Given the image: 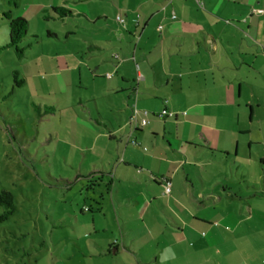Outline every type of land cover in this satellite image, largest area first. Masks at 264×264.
<instances>
[{"label": "crops", "instance_id": "1", "mask_svg": "<svg viewBox=\"0 0 264 264\" xmlns=\"http://www.w3.org/2000/svg\"><path fill=\"white\" fill-rule=\"evenodd\" d=\"M48 2L73 70L111 75L77 146L91 243L110 264H250L232 248L264 231V0Z\"/></svg>", "mask_w": 264, "mask_h": 264}, {"label": "rangeland", "instance_id": "2", "mask_svg": "<svg viewBox=\"0 0 264 264\" xmlns=\"http://www.w3.org/2000/svg\"><path fill=\"white\" fill-rule=\"evenodd\" d=\"M48 1L18 0L14 6L0 0V191L7 189L16 199V212L0 221V264H110L112 258L91 243L100 245V237L89 234L88 220L80 213L88 204L83 171L89 155L77 148L86 144V131L93 127L88 115L101 122L91 95L110 74L95 80L85 70H73L68 52L75 41L47 35L64 27L44 13ZM3 13L27 21L23 57L2 50L9 42ZM15 71L24 85L8 97ZM100 105L107 107L105 99L97 102L99 111ZM78 164L82 177H76ZM253 204L260 207L261 202ZM3 212L0 207V216ZM257 235L249 248L246 242L232 248L235 261L248 255L250 264H264V231Z\"/></svg>", "mask_w": 264, "mask_h": 264}, {"label": "trees", "instance_id": "3", "mask_svg": "<svg viewBox=\"0 0 264 264\" xmlns=\"http://www.w3.org/2000/svg\"><path fill=\"white\" fill-rule=\"evenodd\" d=\"M6 1H8L10 5L12 4L14 6H17L18 0H6ZM45 12L50 13L51 17L52 18L54 17L56 19H61L71 16V12L69 10L61 7L58 8L52 7L47 9ZM2 15L3 18L8 21V28H9V42L6 44L5 47L2 48V50L13 49L18 57H23L25 48L21 47V43L26 38L27 28H28L27 21L23 18L13 19L10 16V13H3ZM43 17L46 20L50 16L44 15ZM47 35L49 37L51 36L55 37V35L49 31L47 32ZM18 75L19 73L17 71L13 72L14 86L8 97H10L11 94L12 95L14 94V90L16 88H20L24 85V80L23 79L19 80ZM0 207L4 211L3 215L0 216V221L7 220L10 216H12L16 212V199L11 191L7 189H2L0 191Z\"/></svg>", "mask_w": 264, "mask_h": 264}, {"label": "built area", "instance_id": "4", "mask_svg": "<svg viewBox=\"0 0 264 264\" xmlns=\"http://www.w3.org/2000/svg\"><path fill=\"white\" fill-rule=\"evenodd\" d=\"M195 1H196L201 7L203 6V2H202V0H195ZM263 12H264V11L261 10V9H252L251 14H262ZM172 18L175 19L176 17L173 16ZM117 21L120 22V23L123 22V20L121 19V16H118V17H117ZM135 25H136V26L139 25V17L136 18V20H135ZM159 29L161 30L162 27H159ZM108 77L110 78L111 76L109 75ZM137 115H138V111L135 109V110H134V113H133V116H132V120H135V121L137 122V125L139 124V126L143 127V126H145V125L148 124V121H147V120H143V119L136 120ZM168 115H169V116H172V114L167 113L166 111H164V112L160 113V114L158 115V117H159V118H164V117H166V116H168ZM138 172L140 173L141 170H138ZM171 186H172V185H171V182L168 181V180H165V182H164V192H165V194H170V192H171Z\"/></svg>", "mask_w": 264, "mask_h": 264}]
</instances>
